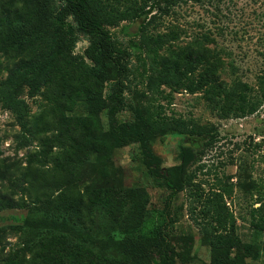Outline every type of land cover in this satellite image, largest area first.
<instances>
[{"label": "rangeland", "instance_id": "rangeland-1", "mask_svg": "<svg viewBox=\"0 0 264 264\" xmlns=\"http://www.w3.org/2000/svg\"><path fill=\"white\" fill-rule=\"evenodd\" d=\"M13 3V0H0V14L8 12V7L13 8ZM141 20L142 17L131 23L122 21L111 28V32L126 46L128 40L134 38ZM169 26L178 32V37L170 47L159 51L157 61L139 57L137 51L128 48L126 105L113 111L112 101L107 100L106 107L99 112L98 123L86 111L85 102L77 98L48 103L40 94L28 96L24 92L21 97L25 101V125H21L22 121L17 120L11 110L0 105V168L10 171L26 165L40 166L33 152L40 149V143L49 132L36 129L33 124L36 113L45 110L47 114L52 108L58 116L75 118L79 125L70 142L71 154L53 147L51 158L41 166L48 167L49 172L62 170L69 180L70 187L62 180L63 186L52 191L57 196L58 211L50 216L56 223L66 222L76 232L70 235L53 227L52 233L66 235L71 247L70 253L59 255L54 253L53 241L49 240L41 253L47 264H132L110 243L124 233L111 218L108 207L114 195L125 189L138 192L144 189L146 193L144 216L134 230L135 234L148 235L163 229L175 250L183 253V258L176 257L174 264H209L210 249L203 242L196 223L200 221L197 199L190 196L187 189L179 191L168 209L169 223L164 224V205L169 189L163 179L147 173L138 142L121 146L111 144L113 128L122 126L132 130L135 126L130 105H139L153 120L181 118L211 126L216 131L217 141L202 154L203 169H194L196 164L191 163L189 170L205 190L216 176L221 179L225 190L223 199L233 215L236 231L242 241H249L255 248L250 254L235 249L232 254H239L245 264H264V229L258 226L264 221V146L254 145L264 135V103L254 114L222 117L220 109L224 100L220 95L204 89L174 90L164 84L155 85L153 91L148 92L145 83L149 71L160 67L173 69L190 52L191 45L202 41L222 61L218 69L222 81L229 84L240 78L253 84L256 74L264 68V0L181 3L157 29L168 30ZM76 36L73 51L82 53L88 38L79 31ZM7 67L0 55V78L5 77ZM145 145L161 170L174 173L180 162V147L195 152L201 148L202 140L184 133H156L147 137ZM12 172L15 177L19 171ZM3 182L1 180L0 186ZM11 191L16 204L0 207V227L4 228L3 254L16 248L21 230L31 231L35 238L44 233L21 226L24 218L37 217L40 213L22 202L18 190ZM85 192L96 197L95 200H88ZM28 200L31 202L32 199Z\"/></svg>", "mask_w": 264, "mask_h": 264}, {"label": "trees", "instance_id": "trees-1", "mask_svg": "<svg viewBox=\"0 0 264 264\" xmlns=\"http://www.w3.org/2000/svg\"><path fill=\"white\" fill-rule=\"evenodd\" d=\"M210 1L13 0V8L8 7V12L0 14V55L8 66L5 77L0 78V105L11 110L17 120L22 121L21 125H25V101L22 94H40L47 98L48 103L77 98L85 102L86 111L98 123L99 112L106 107L107 100L112 101L113 111L126 105L124 92L129 71L126 59L128 48L137 51L139 57L157 61L159 51L170 47L178 37V32L171 26L168 30L157 29L164 24V19L170 18L175 7L181 3ZM140 17L142 20L134 38L123 46L113 36L111 28L122 21H138ZM77 31L86 34L88 38L82 53L73 51ZM221 64L222 61L213 53V49L199 41L191 45L190 52L173 69L160 67L149 71L145 81L147 91L152 92L158 84L189 92L204 89L223 97L224 104L220 109L222 117H244L257 112L264 103V68L256 74L253 84L240 78L227 84L219 78L218 69ZM129 107L133 111L135 126L132 130L122 126L113 128L111 144L121 146L138 142L147 173L163 179L169 189L164 205V224L169 223L168 209L174 196L187 189L189 195L199 202L200 221L196 223L203 242L210 249L209 264H245L239 254H232V250L250 254L255 248L249 241H242L236 231L233 215L223 199L225 190L221 186V179L216 176V180L205 190L201 182L196 180L193 171L189 170L191 163L196 164L194 169H203L202 154L205 148L217 141L216 131L211 126L181 118L153 120L139 105ZM50 110L53 111L52 108ZM52 111L46 114L43 110L34 116L36 129L49 132L40 143V149L33 152L40 166L36 168L26 165L11 171L0 168V182H6L0 186V207L16 204L11 190H18L22 202L28 203L34 211L40 213L37 217L24 218L21 226L44 233L35 238L31 231L21 230L16 248L3 254L4 228L0 227V264H47V259L41 253L49 240L53 241L54 253H70L71 245L66 235L54 234L52 229L57 226L70 235L76 232L64 221L56 223L50 215L58 211L57 196L52 191L63 186L62 180L68 187L71 185L62 170L49 172L48 167L41 166L51 158L53 147L71 154L70 142L79 125L75 118L58 116ZM168 132L184 133L202 140L201 148L195 152L180 147V162L174 173L161 170L145 145L149 135ZM254 145L264 146V135ZM12 171L19 172L13 177ZM23 195L31 198V202ZM84 196L92 201L96 198L90 197L87 192ZM111 200L108 211L124 234L110 243L132 264H174L176 257L183 258V253L175 250L163 229L148 235L134 233L144 216L147 200L144 189L141 192L125 189L116 193ZM124 205L126 207L122 211ZM258 226L264 229V221ZM77 246L79 249L81 245Z\"/></svg>", "mask_w": 264, "mask_h": 264}]
</instances>
